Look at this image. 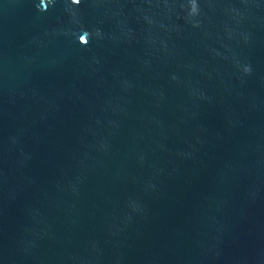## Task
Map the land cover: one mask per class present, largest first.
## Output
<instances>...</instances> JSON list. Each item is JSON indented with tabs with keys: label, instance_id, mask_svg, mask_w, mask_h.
Instances as JSON below:
<instances>
[{
	"label": "water",
	"instance_id": "water-1",
	"mask_svg": "<svg viewBox=\"0 0 264 264\" xmlns=\"http://www.w3.org/2000/svg\"><path fill=\"white\" fill-rule=\"evenodd\" d=\"M0 264H264V0H0Z\"/></svg>",
	"mask_w": 264,
	"mask_h": 264
}]
</instances>
